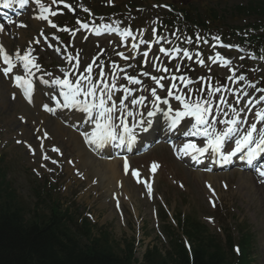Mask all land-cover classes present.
<instances>
[{
  "label": "rangeland",
  "instance_id": "374dc122",
  "mask_svg": "<svg viewBox=\"0 0 264 264\" xmlns=\"http://www.w3.org/2000/svg\"><path fill=\"white\" fill-rule=\"evenodd\" d=\"M66 1L69 2L72 8H74L72 3L80 8L79 0ZM40 2L44 5L53 4V0H40ZM238 2L244 1L230 0L228 4ZM61 6L60 10L65 13L70 12V7ZM147 8L140 11V16L142 19L150 18V24L153 23L152 19L159 13L165 14V11L156 6ZM22 20L24 21L22 27H16V31L9 32L4 36V42L12 53L20 52L23 55L28 53V58H34L35 60L42 55L45 60L55 59L60 67H65V61L50 52L39 38L40 32L46 31L48 28L46 21L43 19L44 21L41 22L40 18L32 16H25ZM131 20L134 22L137 19L130 18V22ZM124 22L125 20H122V23ZM235 22L245 25L250 21L249 19L243 21L236 19ZM176 36L179 37V35ZM97 38L91 36L85 40L82 33H80L77 39L74 40L76 44L78 43V52L75 50L74 52L78 53L79 62L77 63L75 58L72 57L74 63L70 65L73 77L71 82L75 84L76 79H84L87 76L91 78L97 89H106V93L111 89L110 93L114 95L116 94L115 90L125 81H122L121 70L134 64L139 67L137 63H140L141 59L139 58L140 60L136 63L135 60L137 59L132 58L135 56L129 54L130 48L118 41L115 36L107 35L101 37L102 39ZM189 39L191 38H179V42L188 46L192 44L188 43ZM34 46L37 47V55L29 51ZM195 47L197 46L193 45V49ZM209 48L212 47L209 46ZM124 52H127L126 55H129L131 61L122 58ZM121 53L122 55H120ZM206 53L209 54L210 59L206 57V60H204L206 64L199 68V78L196 77L190 81L192 84V99L194 98V102L210 100L209 106L213 117H217L216 120H225L226 115L229 119H232L234 116L233 107L235 106L236 112L240 113V104H242L237 97H234L232 89H238L240 85L234 79H226L221 87L215 86L213 76L221 75L224 79L231 73L228 68H222L219 63L214 61V57L218 58L215 53L212 55L213 57H211L209 49H206ZM105 60H109L103 69L106 70L107 74L101 76L99 72ZM163 60L167 61V58L163 57ZM127 61L132 63L129 64ZM177 61L183 63L184 59L180 57ZM239 61L240 58L236 57V62ZM141 62L145 64L149 71L156 72L160 70L159 74L164 72L166 66L165 64L163 68L159 64L153 66L151 60L148 63L142 60ZM89 64H92L93 75L85 71ZM1 68L3 67L0 65V168L7 171L27 208L32 207L36 201L32 188L40 185L43 180L41 173H46V176L50 180L53 179L51 181L56 184L57 190L54 196L60 200L64 207L73 206L74 211L79 216H88L91 222L99 227L103 225L109 227L114 239L119 243L122 242V246L125 240H135L137 256L141 259L147 246L157 244L163 249L167 246L165 237L160 234L161 222L156 217L157 209L161 205H165L167 208L170 206L172 214L174 205L183 204L182 210H185V213L189 211L194 213L199 209H203L204 211L199 213L200 220L205 222L213 231H221L220 228H223V222H225V225H231L233 230L237 224L245 222L255 236L253 249L255 259L253 264H264V209L262 205L264 198L260 194L250 191L251 188L247 182H238L239 170L233 169L227 172L211 173L194 170L175 160L170 150L165 146H158L151 150L145 158H132L133 168H138L141 172L139 174L142 177L144 176L143 178H146L148 182L151 178L152 184H149L148 187L145 188L141 182L134 180L132 173L135 171L123 175L120 162H117L119 163L117 167L120 176L118 179L112 180L103 173V166L94 162L106 163L112 162V160L106 161L92 155V158L87 157L90 153H87L74 130L49 115L43 116L38 105L37 108L30 107L20 97L15 101L10 99L12 88L9 87L8 80L1 76ZM181 68L182 66L177 63L174 68L170 67L168 70L177 73ZM237 68L239 69H236V76L240 77V74L247 72L250 79L254 75H260L259 71H261L256 65L246 69L241 63L237 65ZM241 68L243 70L239 72ZM63 70L68 69L64 68ZM75 71H78V73L75 74ZM262 71L261 76H264V67H262ZM51 74L61 73L56 68V71ZM52 75L51 77H53ZM46 76L49 77L47 73ZM243 77H246V75ZM167 80L168 78L165 76L162 83L165 84ZM82 87L87 89V80H84ZM216 88H219L220 91L215 92L214 89ZM98 98L99 92H97ZM121 98V93L116 95L117 105L120 104ZM80 99H83V97L81 96ZM91 99L92 97H89V100ZM8 102L13 105H7ZM129 104L134 106L131 102ZM145 110L146 108H143V106H136V109L130 107L128 113L134 115L138 111L142 113ZM70 113H73V111L70 110ZM21 117L26 118L27 123L23 124ZM41 126H45L50 133L49 139L42 143L36 139V136L40 133L38 132L36 135L34 132L35 128ZM214 127L220 131L226 125L215 123ZM24 140L30 142L36 149L35 155L27 149ZM45 145L46 150L43 148ZM51 146H57L60 152H50L48 147ZM164 152L166 154L163 155ZM45 156L48 159H44ZM153 159H156V162H151ZM50 160H56L61 165L52 163ZM72 162L75 164L71 165ZM154 163L158 165L155 170L149 166ZM42 164H49V168L40 169ZM150 173H153L152 177ZM116 180L123 184V188H121V185L117 186ZM167 180L170 187H167L164 183H167ZM124 189L130 195H126ZM183 197H185V201L182 199ZM116 201L120 202L119 209L115 205ZM48 204L49 197L42 203V208L45 211L48 210ZM206 219H214V221L211 223Z\"/></svg>",
  "mask_w": 264,
  "mask_h": 264
},
{
  "label": "trees",
  "instance_id": "16d2710c",
  "mask_svg": "<svg viewBox=\"0 0 264 264\" xmlns=\"http://www.w3.org/2000/svg\"><path fill=\"white\" fill-rule=\"evenodd\" d=\"M237 9L244 16L257 12L264 23L263 0ZM181 11L187 25L225 27L223 18L210 4L203 3L200 10L184 5ZM263 26L258 23L256 28ZM252 42L257 47L264 45V35L252 38ZM38 208L28 217L6 175L0 177V264H233L220 242L206 236L204 227L191 218L184 227L192 242L191 252L180 238L173 239L172 233L170 251L163 253L154 247L140 261L135 258L133 242L121 247L113 243L108 232L94 234L89 221L78 223L69 210L59 209V203L53 202L50 214H39ZM240 246L238 264H248L251 236L243 234Z\"/></svg>",
  "mask_w": 264,
  "mask_h": 264
},
{
  "label": "snow or ice",
  "instance_id": "6c2138e0",
  "mask_svg": "<svg viewBox=\"0 0 264 264\" xmlns=\"http://www.w3.org/2000/svg\"><path fill=\"white\" fill-rule=\"evenodd\" d=\"M0 2L3 3L4 7H11L14 0H0ZM19 4L23 6L28 2V0H18ZM56 0H53V3H55ZM62 2V0H61ZM70 7V5H66ZM43 7V6H42ZM85 11H88L85 9ZM55 12H52V15H55ZM41 19H47L46 16H41ZM84 28H87V24L81 25ZM53 27H56L53 25ZM107 27V26H106ZM113 31H119V29H113ZM122 35H128L131 36V31H125L122 33ZM197 40L200 39L199 36L196 38ZM38 43V41H37ZM188 43H192V40L189 39ZM147 46V42H145ZM133 47H136V45H133ZM160 52L167 53L169 50L161 47ZM172 51H176L179 53V49H173ZM0 52H3V48L0 47ZM199 54V53H198ZM122 55V53L120 54ZM145 56H148V52L145 51ZM183 55L187 58H192L191 53L185 49L183 50ZM219 56V54H217ZM18 59H23L26 61L24 63V69L28 70L29 65L32 64L33 67L39 69V64H33L31 60L28 59V53H25L23 57L17 56ZM4 63L8 66L3 68V73L7 75L9 72L12 71L13 64L11 63L10 57L8 55H4L3 57ZM199 63H204V60H199ZM227 63V61H226ZM115 66V65H114ZM167 69H164L166 71ZM87 73L92 72V64H89L85 70ZM147 74V73H145ZM49 77H51V73H47ZM65 78L61 79L59 77L52 80L53 83L61 85L65 91L63 92V95L65 97V107H76L79 108L82 112L87 113L89 117H92L96 122V129L93 131L91 136H89L87 133H85V139L89 143L96 144L98 147H103L104 143L108 140H116L119 139L120 144L125 143V137L124 135L116 136L112 132V115L113 111L116 109L115 103L112 104V107H106L107 101L112 100V96L110 93V90L107 91L106 89H97L96 85L91 81L90 77H84V79H76L75 84H73L71 81L67 79V73L64 74ZM100 75H103V69L101 68ZM29 76H31V73L29 72ZM182 78V77H181ZM243 77H241L242 79ZM129 80H131L134 83H138L135 79V77H128ZM153 79L156 81L157 84H160V79L153 77ZM84 80H87L88 87L85 89L82 87V84L84 83ZM15 81L18 84H21L22 86H26L25 90L26 93H30L32 90V83L30 79H24L23 77L17 75L15 76ZM45 83H48V81H44ZM164 85H161L163 87ZM115 87V85H113ZM172 88H175L176 85L172 84ZM127 91V89H126ZM215 92H219L220 89L216 88L214 89ZM97 92H99V98L97 99ZM169 95H172L171 90H169ZM83 97V99H80V97ZM152 96L155 97V101L153 103L155 104L156 101H159L161 99L160 96L157 95L156 89H152ZM89 97H92L91 100H89ZM143 97L140 98V100L133 99L131 101L132 104H138L143 102ZM222 99V98H221ZM261 100H264V96L260 98ZM176 100L181 101L183 103V107L185 111H177L174 116L171 117V125L170 127L175 128L176 125L180 122L181 118L184 116H194L196 119V124L192 125V129L195 131H189L186 132V135H204L208 138L207 143L203 148H198L194 143H186L183 145V148H181L179 151L183 153L184 155L189 154V150L195 151L197 153L203 154L205 151H207L209 148H211L213 151L220 154L221 159L223 162H228L233 156L236 155V153L241 152L243 149L247 148V162L249 164H252L253 161L256 159V157L261 153L264 152V129H260L259 136L254 137L253 133L257 130V123H252L246 131H244L243 135H240V130L238 127V124L242 121H238L235 117L238 116V113L236 112V109H232L234 118L228 119V120H216L215 117L211 121L206 119V117L212 112V110L207 107L206 105L210 104L211 101H204L203 104L201 102L197 101L194 104L191 103H185L184 98L180 95L176 96ZM165 103L167 101L165 100ZM120 105L122 107H126L124 105V100H120ZM93 110L97 111V116L93 117ZM169 112L171 113V109H169ZM129 115H132L131 113H128ZM154 113L149 111L148 115L152 116ZM123 115V113H121ZM101 118L104 119L105 122H101ZM256 119L259 122H264V112H260L256 114ZM140 125V131L143 133L149 132V129L152 128L151 121H139ZM215 123H222L225 124V130L223 132L217 133L216 128L214 127ZM121 124L123 126V130L125 133H128V140L127 144L130 148L132 146L133 141L135 140V136L132 135L131 129L127 126L126 123H124L123 120H121ZM137 125H133V127H136ZM235 136H238L239 138L235 139V148H233L230 152H228L227 155H224L223 152H221V147L224 144L226 140H230L234 138ZM53 151H59V149L54 148ZM241 159H245L244 156L240 157ZM44 159H48L47 156L44 157ZM195 159V157H193ZM53 163H56V161H53ZM128 165L125 164V168L127 169ZM153 170L158 167L155 163L153 164ZM259 175L261 177H264V166H261L260 169H258ZM133 175H136V172L132 173ZM150 190V189H149ZM239 251V249H237Z\"/></svg>",
  "mask_w": 264,
  "mask_h": 264
},
{
  "label": "bare ground",
  "instance_id": "6f19581e",
  "mask_svg": "<svg viewBox=\"0 0 264 264\" xmlns=\"http://www.w3.org/2000/svg\"><path fill=\"white\" fill-rule=\"evenodd\" d=\"M5 30H1V32H4ZM7 105L12 106L13 104H10L9 102L7 103ZM62 117V116H61ZM87 157L92 158L90 155H88ZM95 163H99L103 166V173L105 174V176L111 178L112 180H114L115 178L117 179V177H119L120 173L118 172V167H117V161L114 162H99V161H94ZM118 180H116L117 182ZM240 183H244L247 182L250 185V191H254L258 194H260L261 196H263L264 198V185L259 181L258 178L253 177L252 175L248 174V173H243L240 174L239 177V181ZM262 205H263V209H264V199L262 201Z\"/></svg>",
  "mask_w": 264,
  "mask_h": 264
}]
</instances>
